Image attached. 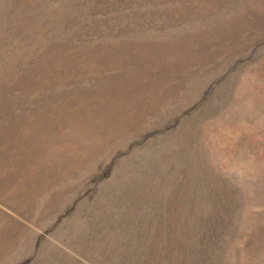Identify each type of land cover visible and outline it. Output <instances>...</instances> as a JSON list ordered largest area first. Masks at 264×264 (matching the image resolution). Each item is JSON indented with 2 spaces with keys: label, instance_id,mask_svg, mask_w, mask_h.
Instances as JSON below:
<instances>
[{
  "label": "rangeland",
  "instance_id": "1",
  "mask_svg": "<svg viewBox=\"0 0 264 264\" xmlns=\"http://www.w3.org/2000/svg\"><path fill=\"white\" fill-rule=\"evenodd\" d=\"M0 126V264H264V0H0Z\"/></svg>",
  "mask_w": 264,
  "mask_h": 264
},
{
  "label": "bare ground",
  "instance_id": "2",
  "mask_svg": "<svg viewBox=\"0 0 264 264\" xmlns=\"http://www.w3.org/2000/svg\"><path fill=\"white\" fill-rule=\"evenodd\" d=\"M262 1H263V0H262ZM262 4H263V3H262ZM119 29H120V28H119ZM120 30H121V29H120ZM220 30H221V29H220ZM114 32H115V31H114ZM203 33H205V32H203ZM203 33H202V34H203ZM119 34H120V33H119ZM184 34H185V33H184ZM200 34H201V33H200ZM200 34H199V35H200ZM181 35H182V34H181ZM185 35H186V34H185ZM187 35H188V34H187ZM189 35H190V34H189ZM192 35H194V34H192ZM194 36H195V35H194ZM113 39H114V38H113ZM113 39H112V40H113ZM177 39H178V38H177ZM115 40H116V39H115ZM175 40H176V39H175ZM178 40H179V39H178ZM196 41H197V40H196ZM112 42H113V41H112ZM158 42H159V41H158ZM164 42H165V41H164ZM167 43H168V42H167ZM150 44H151V43H150ZM195 44H196V42H195ZM102 45H103V44H102ZM120 45H121V44H120ZM157 45H158V44H157ZM184 45H185V44H184ZM199 45H200V44H199ZM153 46H154V45H153ZM159 46H160V45H159ZM165 46H166V45H165ZM195 46H196V45H195ZM116 47H118V46H116ZM144 47H145V46H144ZM147 47H148V46H147ZM162 47H163V46H162ZM162 47H161V48H162ZM166 47H167V46H166ZM188 47H189V46H188ZM67 48H68V47H67ZM99 48H100V47H99ZM124 48H125V47H124ZM150 48H151V47H150ZM150 48H149V49H150ZM158 48H159V47H158ZM167 48H168V47H167ZM181 48H182V47H181ZM189 48H191V47H189ZM194 48H195V47H194ZM74 49H75V48H74ZM79 49H80V48H79ZM151 49H152V48H151ZM154 49H155V48H154ZM162 49H163V48H162ZM114 50H115V49H114ZM184 50H185V49H184ZM190 50H191V49H190ZM144 51H145V50H144ZM187 51H189V50H187ZM67 52H68V51H67ZM108 52H109V51H108ZM146 52H148V51H146ZM149 52H150V51H149ZM158 52H159V51H158ZM163 52H164V50H163ZM184 52H185V51H184ZM184 52H183V53H184ZM190 52H191V51H190ZM190 52H188V53H190ZM99 53H100V51H99ZM161 53H162V52H160L159 55H160ZM113 54H114V53H113ZM115 54H116V52H115ZM151 54H153V53H151ZM151 54H150V55H151ZM174 54H175V53H174ZM181 54H182V53H181ZM193 54H194V53H193ZM199 54H200V53H199ZM102 55H103V54H102ZM117 55H118V54H117ZM154 55H155V54H154ZM159 55H158V56H159ZM171 55H173V53H172ZM190 55H191V54H190ZM196 55H198V54H196ZM103 56H104V55H103ZM115 56H116V55H115ZM123 56H124V55H123ZM139 56H140V55H139ZM183 56H184V54H183ZM192 56H193V55H192ZM192 56H191V58H192ZM93 57H94V56H93ZM125 57H126V56H125ZM187 57H188V56H187ZM187 57H186V58H187ZM194 57H195V56H194ZM99 58H100V56H99ZM118 58H119V57H118ZM123 58H124V57H123ZM196 58H197V57H196ZM82 59H83V58H82ZM121 59H122V58H121ZM125 59H126V58H125ZM123 60H124V59H123ZM142 60H143V59H142ZM191 60H192V59H191ZM99 61H100V60H99ZM119 61H120V60H119ZM119 61H118V63H119ZM186 61H187V60H186ZM188 61H189V59H188ZM116 62H117V61H116ZM134 62H135V61H134ZM86 63H87V61H86ZM125 63H126V62H125ZM157 63H158V62H157ZM119 64H120V63H119ZM122 64H123V63H122ZM140 64H141V63H140ZM145 64H146V63H145ZM150 64H151V63H150ZM190 64H191V63H190ZM87 65H88V64H87ZM108 65H109V64H108ZM110 66H111V65H110ZM131 66H132V65H131ZM135 66H137V65H135ZM185 66H186V65H185ZM127 67H128V66H127ZM132 67H133V66H132ZM140 67H141V66H139V68H140ZM142 67H143V66H142ZM180 67H181V66H180ZM87 68H88V67H87ZM108 68H109V67H108ZM149 68H150V67H149ZM151 68H152V67H151ZM153 68H154V67H153ZM147 69H148V68H147ZM79 70H80V69H79ZM148 70H149V69H148ZM148 70H147V71H148ZM122 71H123V70H122ZM87 72H88V71H87ZM101 73H102V72H101ZM129 73H130V72H129ZM118 74H119V73H118ZM123 74H124V72H123ZM142 75H143V74H142ZM150 75H152V74H150ZM103 76H104V75H103ZM123 76H124V75H123ZM127 76H128V75H127ZM129 76H130V75H129ZM143 76H144V75H143ZM104 77H105V76H104ZM105 78H106V77H105ZM132 78H133V77H132ZM97 79H98V78H97ZM146 79H147V78H146ZM161 79H162V78H161ZM94 80H95V79H94ZM127 80H128V79H127ZM142 81H143V80H142ZM90 82H91V81H90ZM129 82H130V81H129ZM132 82H134V81H132ZM132 82H131V83H132ZM140 82H141V81H140ZM150 82H151V80H150ZM95 83H96V82H95ZM148 83H149V82H148ZM92 84H93V83H92ZM136 84H137V83H136ZM56 85H57V84H56ZM128 85H129V83H128ZM99 86H100V85H99ZM116 86H118V85H116ZM130 86H131V85H130ZM134 86H135V85H134ZM136 86H137V85H136ZM143 86H144V85H143ZM107 87H108V86H106V89H107ZM148 87H149V86H148ZM113 88H114V87H113ZM135 88H136V87H135ZM135 88H134V89H135ZM138 88H139V85H138ZM134 89H133V90H134ZM140 89H141V88H140ZM184 89H185V88H184ZM75 90H76V89H75ZM47 91H48V90H47ZM82 91H83V90H82ZM129 91H130V90H129ZM34 92H35V91H34ZM108 92H109V91H108ZM131 92H132V90H131ZM134 92H135V90H134ZM148 92H149V91H148ZM104 93H105V92H104ZM124 93H125V92H124ZM126 93H127V92H126ZM136 93H137V92H136ZM157 93H158V92H157ZM31 94H32V93H31ZM134 94H135V93H134ZM146 94H147V93H146ZM182 94H183V93H182ZM12 95H13V94H12ZM77 95H78V94H77ZM79 95H80V94H79ZM117 95H118V94H117ZM129 95H130V94H129ZM136 95H137V94H136ZM104 96H105V95H104ZM106 96H107V95H106ZM152 96H153V95H152ZM108 97H109V96H108ZM125 97H126V96H125ZM76 98H77V97H76ZM114 98H115V97H114ZM147 98H148V97H147ZM150 98H151V97H150ZM29 99H30V98H29ZM115 99H116V98H115ZM132 99H133V98H132ZM33 100H34V99H33ZM33 100H32V101H33ZM145 100H146V99H145ZM111 101H112V100H111ZM117 101H118V100H117ZM134 101H136V100H134ZM137 101H138V100H137ZM146 101H147V100H146ZM146 101H145V102H146ZM82 103H83V102H82ZM64 104H65V103H64ZM75 105H76V104H75ZM65 106H66V105H65ZM68 106H69V105H68ZM127 106H128V105H127ZM19 107H20V106H19ZM73 107H74V106H73ZM106 107H107V106H106ZM110 108H111V107H110ZM112 108H114V107H112ZM51 109H52V108H51ZM68 109H69V108H68ZM136 109H137V107H136ZM136 109H135L134 111H136ZM64 110H65V109H63L62 112H64ZM75 110H76V109H75ZM77 110H78V109H77ZM65 111H66V110H65ZM124 111H125V110H124ZM53 112H55V111H53ZM57 112H58V111H57ZM59 112H60V111H59ZM128 112L130 113V111H128ZM131 112H133V111H131ZM16 113H17V112H16ZM108 113H109V112H108ZM110 113H111V112H110ZM63 114H64V113H63ZM124 114H125V113H124ZM39 115H40V113H39ZM46 115H47V114H46ZM56 115H57V113H56ZM61 115H62V114H61ZM107 115H108V114H107ZM44 116H45V115H44ZM143 116H144V115H143ZM75 117H76V116H75ZM78 117H79V116H78ZM121 117H122V116H121ZM123 117H124V115H123ZM129 117H131V116H129ZM50 119H51V118H50ZM125 119H126V118H125ZM130 119H131V118H130ZM71 120H72V119H71ZM78 120H79V119H78ZM105 120H106V119H105ZM111 120H112V119H111ZM73 121H74V120H73ZM86 121H87V120H86ZM79 122H80V121H79ZM93 122H94V121H93ZM84 123H85V122H84ZM84 123H83V124H84ZM77 124H78V123H77ZM75 125H76V124H75ZM88 125H89V124H88ZM61 126H62V125H61ZM104 126H105V125H104ZM62 127H63V126H62ZM87 127H88V126H87ZM95 127H96V126H95ZM95 127H94V128H95ZM118 127H119V126H118ZM0 128H1V126H0ZM89 128H90V127H89ZM91 128H92V127H91ZM111 128H112V127H111ZM8 129H9V128H8ZM76 130H77V129H76ZM61 131H62V130H61ZM95 131H96V130H95ZM97 131H98V129H97ZM99 131H100V130H99ZM79 132H80V131H79ZM91 132H92V131H91ZM15 133H16V132H15ZM31 133H32V132H31ZM97 133H98V132H96V134H97ZM59 134H60V133H59ZM87 134H88V133H87ZM75 135H76V134H75ZM12 136H13V135H12ZM24 136H25V135H24ZM73 136H74V135H73ZM91 136H92V135H91ZM91 136H90V138H91ZM97 137H98V136H97ZM44 138H45V137H44ZM56 138H58V137H56ZM92 138H93V137H92ZM12 139H13V138H12ZM15 139H16V138H15ZM85 140L87 141L88 139H85ZM38 141H40V140H38ZM62 141H63V140H62ZM62 141H61V143H62ZM75 141H77V140H75ZM94 141H95V139H94ZM100 141H101V140H100ZM11 142H12V141H11ZM34 143H35V142H34ZM36 143H37V142H36ZM86 143H87V142H86ZM99 143H100V142H99ZM29 144H30V143H29ZM53 144H55V143H53ZM91 145H93V144H91ZM91 145H90V146H91ZM94 145H95V144H94ZM45 146H46V144H45ZM64 146L66 147V145H64ZM75 146H76V145H75ZM90 146H89V147H90ZM56 147H58V145H57ZM61 147H62V146H61ZM73 147H74V146H73ZM48 148H49V147H48ZM92 148H93V147H92ZM52 149H53V148H52ZM61 149H62V148H61ZM63 149H64V148H63ZM83 149H84V148H83ZM85 149H86V148H85ZM97 149H98V148H97ZM54 150H55V149H54ZM56 150H57V149H56ZM66 150H67V149H66ZM68 150H69V149H68ZM71 150H72V149H71ZM79 150H80V149H79ZM24 151H25V149H24ZM29 151H30V150H29ZM37 151H38V150H37ZM40 151H41V150H40ZM50 151H51V150H50ZM91 151H92V150H91ZM94 151H95V150H94ZM59 152H61V151H59ZM72 152H73V151H72ZM69 153H70V152H69ZM27 154H28V153H27ZM49 154H50V153H49ZM56 154H57V153H56ZM59 154H60V153H59ZM59 154H58V155H59ZM66 154H67V153H66ZM71 154H72V153H71ZM82 154H83V153H82ZM47 155H48V154H47ZM73 155H74V154H73ZM84 155H85V154H84ZM84 155H83V156H84ZM86 155L88 156V153H87ZM44 156H45V155H44ZM76 156H78V155H76ZM83 156H82V157H83ZM72 157H73V156H72ZM14 158H15V157H14ZM31 158H32V156H31ZM59 158H60V157H59ZM59 158H58V159H59ZM62 158H63V157H62ZM68 158H69V157H68ZM10 159H11V158H10ZM28 159H29V158H28ZM51 159H54V158H51ZM86 159H87V158H86ZM11 160H12V159H11ZM11 160H10V161H11ZM15 160H16V159H15ZM62 160H63V159H62ZM28 161H29V160H28ZM35 161H36V160H35ZM44 161H45V160H44ZM59 161H60V160H59ZM195 161H196V160H195ZM39 162H40V161H39ZM48 162H49V161H48ZM60 162H61V161H60ZM63 162H64V161H63ZM17 163H18V161H17ZM21 163H22V162H21ZM25 163H26V162H25ZM44 163H45V162H44ZM72 163H73V162H72ZM83 163H84V162H83ZM12 164H13V163H12ZM75 164H76V163H75ZM24 165H25V164H24ZM36 165H37V164H36ZM44 166H45V165H44ZM12 167H13V166H12ZM20 167H21V166H20ZM191 167H192V166H191ZM15 168H17V167H15ZM13 169H14V168H13ZM17 170H20V169L17 168ZM27 170H28V169H27ZM37 170H38V169H37ZM39 170H40V169H39ZM50 170H51V169H50ZM4 171H5V170H4ZM20 171H21V170H20ZM34 171H35V170H34ZM22 172H23V171H22ZM26 172H27V171H26ZM31 172H32V171H31ZM34 173H35V172H34ZM27 174H28V173H27ZM31 174L33 175V173H31ZM32 175H31V176H32ZM40 175H41V174H40ZM47 175H48V174H47ZM8 177H9V176H8ZM25 178H26V177H25ZM20 179H21V178H20ZM20 179H19V181H20ZM31 179H32V178H31ZM23 180H24V179H23ZM28 180H29V178H28ZM36 180H37V179H36ZM41 180H42V179H41ZM16 181H17V180H16ZM19 181H18V182H19ZM18 182H17V183H18ZM33 184H34V183H33ZM2 186H3V185H2ZM36 186H37V185H36ZM14 188H15V187H14ZM22 188H24V187H22ZM16 189H17V187H16ZM24 190H25V189H24ZM36 190H38V189H36ZM15 191H16V190H15ZM22 191H23V190H22ZM9 193H10V192H9ZM13 193H14V192H13ZM20 193H21V191H20ZM24 193H25V192H24ZM34 194H35V193H34ZM22 195H23V194H22ZM25 195H26V194H25ZM28 195H29V194H28ZM44 195H45V194H44ZM39 196H40V195H39ZM39 196H38V197H39ZM42 196H43V195H42ZM2 197H3V196H2ZM2 197H1V198H2ZM22 197H23V196H22ZM34 197H35V196H34ZM34 197H33V195H32V198H34ZM6 198H7V196L5 197V199H6ZM14 198H15V197H14ZM23 198H25V196H24ZM36 198H37V197H36ZM36 198H35V199H36ZM44 198H45V197H44ZM44 198L41 197V199H44ZM46 198L49 200L48 197H46ZM3 199H4V198H3ZM18 199H19V198H18ZM20 199H21V198H20ZM38 199H39V198H38ZM26 200H27V199H26ZM33 200H34V199H33ZM33 200H32V201H33ZM36 200H37V199H36ZM28 201H29V200H28ZM2 202H3V201H2ZM7 202H8V201H7ZM17 202H18V201H17ZM33 202H34V201H33ZM41 202H42V200H41ZM1 204H2V203H1ZM10 204H11V201H10ZM15 204H16V203H15ZM28 204H30V203H28ZM32 204H33V203H32ZM32 204H31V206H32ZM35 204H36V202H35ZM22 205H23V204H22ZM28 206H29V205H28ZM33 206H35V205H33ZM44 206H46V204H44ZM8 207H9V206H8ZM41 207H42V206H41ZM27 208H28V207H27ZM32 208H33V207H32ZM41 209H42V208H41ZM17 211H18V210H17ZM32 211H33V210H32ZM40 211H41V210H40ZM44 211H45V210H44ZM1 212H2V211H1ZM19 212H21V211H19ZM33 212H34V211H33ZM38 212H39V211H38ZM42 212H43V211H42ZM21 213H22V212H21ZM27 213H28V212H27ZM31 213H32V212H31ZM47 213H48V212H47ZM47 213H46V214H47ZM41 214H42V213H41ZM3 215H4V214H3ZM21 215H22V214H21ZM0 216H1V215H0ZM23 216H24V215H23ZM25 216H26V215H25ZM25 216H24V217H25ZM1 217H2V216H1ZM36 217H37V216H36ZM150 217H151V216H150ZM7 218H8V217H7ZM31 218H32V217H31ZM37 218H38V217H37ZM33 219H34V218H33ZM33 219H32V220H33ZM35 219H36V218H35ZM10 220H11V219H10ZM185 220H186V219H185ZM149 221H150V220H149ZM7 222H8V221H7ZM32 222H33V221H32ZM37 222H38V221H37ZM164 222H165V221H164ZM191 222H192V221H191ZM3 224H4V223H3ZM12 224H13V221H12ZM173 224H174V223H173ZM140 225H141V224H140ZM145 225H146V224H145ZM164 225H165V224H164ZM6 226H7V225H6ZM85 226H86V225H85ZM85 226H84V227H85ZM1 227H2V226L0 225V228H1ZM20 227H21V225H20ZM15 228H16V227H15ZM25 228H26V227H25ZM7 229H8V228H7ZM10 229H11V228H10ZM17 229H18V228H17ZM0 230H1V229H0ZM13 230H14V229H13ZM21 230H22V229H21ZM80 230H81V229H80ZM103 230H104V229H103ZM107 230H108V229H107ZM112 230H113V229H112ZM139 230H141V229H139ZM1 231H2V230H1ZM11 231H12V230H11ZM25 231H26V230H25ZM89 231H90V230H89ZM143 231H144V230H143ZM5 232H6V230H5ZM82 232H83V231H82ZM177 232H178V231H177ZM1 233H2V232H1ZM15 233H16V232H15ZM17 233H18V232H17ZM21 233H22V232H21ZM79 233H80V232H79ZM90 233H91V232H90ZM95 233H96V232H95ZM109 233H110V232H109ZM113 233H114V232H113ZM115 233H116V232H115ZM118 233H120V232H118ZM118 233H117V234H118ZM139 233H140V232H139ZM144 233H145V232H144ZM141 234H142V233H141ZM2 235H3V234H2ZM83 235H84V234H83ZM100 235H102V234L100 233ZM111 235H112V234H111ZM119 235H120V234H119ZM121 235H122V234H121ZM134 235H135V232H134ZM11 236H12V235H11ZM20 236H22V235H20ZM98 236H99V235H98ZM114 236H115V235H114ZM130 236H131V235H130ZM5 237H6V236H5ZM111 237H113V235H112ZM117 237H118V235H117ZM137 237H139V236H137V234H136V238H137ZM143 237H144V236H142V238H143ZM6 238H7V237H6ZM15 238H16V237H15ZM120 238H121V237H120ZM140 238H141V236H140ZM150 238H151V237H150ZM20 239H21V238H20ZM9 240H10V239H9ZM91 240H92V239H91ZM96 240H97V239H96ZM98 240H99V239H98ZM101 240H102V238H101ZM101 240H100V241H101ZM104 240H105V239H104ZM113 240H114V239H113ZM115 240H116V239H115ZM132 240H133V239H132ZM161 240H162V239H161ZM1 241H2V240H1ZM14 241H15V240H14ZM14 241H13V242H14ZM19 241H20V240H18V242H19ZM107 241H108V240H107ZM135 241H137V240H135ZM11 242H12V241H11ZM16 242H17V241H16ZM16 242H15V243H16ZM18 242H17V243H18ZM104 242H105V241H104ZM111 242H112V241H111ZM114 242H115V241H113V243H114ZM143 242H144V241H143ZM7 243H8V242H7ZM96 243L98 244V241H97ZM113 243H112V244L110 243V244L113 245ZM116 243H117V242H116ZM118 243H119V242H118ZM118 243H117V244H118ZM124 243H125V242H124ZM128 243H130V242H128ZM1 244H2V243H1ZM97 244H95L96 247L99 246V245L97 246ZM100 244H101V243H100ZM105 244H106V243H105ZM114 244H115V243H114ZM117 244H116V245H117ZM162 244H163V246H164V243H162ZM90 245H91V244H90ZM101 245H102V244H101ZM121 245H122V244H121ZM121 245H120V246H121ZM143 245H144V244H143ZM145 245H146V244H145ZM168 245H169V244H168ZM11 246H12V244H11ZM104 246H105V245H104ZM114 246H115V245H114ZM147 246H148V245H147ZM9 247H10V246H9ZM17 247H18V246H17ZM109 247H110V246H109ZM133 247H134V246H133ZM144 247H146V246H144ZM2 248H3V247H2ZM5 248H6V246H5ZM10 248H11V247H10ZM13 248H14V247H13ZM107 248H108V247H107ZM114 248H115V247H114ZM117 248H118V247H117ZM134 248H135V247H134ZM137 248H138V247H137ZM142 248H143V247H142ZM163 248H164V247H163ZM166 248H167V247H166ZM103 249H104V247H103ZM131 249H132V248H131ZM147 249H148V248H147ZM147 249H146V250H147ZM3 250H4V248H3ZM15 250H18V249H15ZM19 250H20V249H19ZM19 250H18V251H19ZM25 250H26V249H25ZM111 250H112V249H111ZM119 250H120V249H119ZM161 250H162V248H161ZM161 250H160V251H161ZM173 250H174V249H173ZM123 251H124V250H123ZM135 251H136V250H135ZM169 251H170V250H169ZM175 251H176V250H175ZM19 252H20V251H19ZM96 252H97V251H96ZM108 252H109V251H108ZM117 252H118V251H117ZM119 252H120V251H119ZM5 253H6V252H5ZM120 253H121V252H120ZM124 253H125V252H124ZM129 253H130V252H129ZM131 253H132V252H131ZM167 253H168V252H167ZM175 253H176V252H175ZM1 254H2V253H1ZM8 254H9V253H8ZM14 254H15V253H14ZM17 254H18V252H17ZM20 254H21V253H20ZM108 254H109V253H108ZM108 254H107V255H108ZM112 254H113V252H112ZM116 254H117V253H116ZM122 254H123V252H122ZM140 254H141V253H138V255H140ZM2 255H3V254H2ZM6 255H7V254H6ZM125 255H126V254H125ZM155 255H156V254H155ZM162 255H163V254H162ZM16 256H17V255H16ZM109 256H110V255H109ZM112 256H113V255H112ZM136 256H137V254H136ZM172 256H173V255H172ZM172 256H171V257H172ZM4 257H5V256H4ZM8 257H9V256H8ZM98 257H99V256H98ZM98 257H97V258H98ZM117 257H119V256H117ZM121 257H123V256H121ZM130 257H131V256H130ZM133 257H135V256L133 255ZM162 257H163V256H162ZM178 257H179V256H178ZM111 258H112V257H111ZM139 258H140V257H139ZM6 259H7V258H6ZM10 259H11V257H10ZM116 259H118V258H116ZM122 259H123V258H122ZM122 259H121V260H122ZM125 259H126V258H125ZM137 259H138V258H137ZM146 259H148V258L146 257ZM154 259H155V258H154ZM164 259H165V257H164ZM0 260H1V258H0ZM119 260H120V259H119ZM166 260H168V259H166ZM99 261H100V260H99ZM99 261H98V262H99ZM122 261H123V260H122ZM136 261H137V260H136ZM143 261H144V260H143ZM143 261H142V262H143ZM174 261H175V260H174ZM5 262H6V261H5ZM114 262H115V261H114ZM179 262H180V261H179ZM179 262H178V264H179ZM140 263H141V262H140ZM143 263H144V262H143ZM175 263H177V262H175ZM118 264H119V263H118Z\"/></svg>",
  "mask_w": 264,
  "mask_h": 264
}]
</instances>
